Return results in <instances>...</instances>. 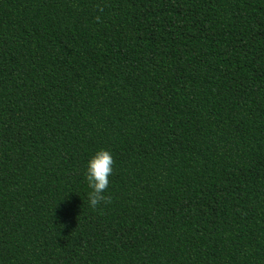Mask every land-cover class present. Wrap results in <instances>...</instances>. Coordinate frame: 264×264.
Segmentation results:
<instances>
[{"label":"trees","instance_id":"obj_1","mask_svg":"<svg viewBox=\"0 0 264 264\" xmlns=\"http://www.w3.org/2000/svg\"><path fill=\"white\" fill-rule=\"evenodd\" d=\"M0 264H264V0H0Z\"/></svg>","mask_w":264,"mask_h":264},{"label":"clouds","instance_id":"obj_2","mask_svg":"<svg viewBox=\"0 0 264 264\" xmlns=\"http://www.w3.org/2000/svg\"><path fill=\"white\" fill-rule=\"evenodd\" d=\"M113 166V157L105 149L97 150L85 162L84 179L90 189L86 194L87 203L90 208H96L101 202H107L104 192L108 188Z\"/></svg>","mask_w":264,"mask_h":264}]
</instances>
